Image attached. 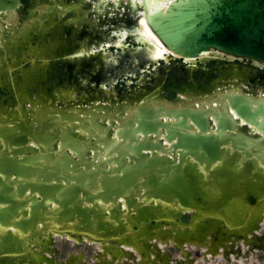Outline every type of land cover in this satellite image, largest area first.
I'll use <instances>...</instances> for the list:
<instances>
[{
	"label": "water",
	"instance_id": "water-1",
	"mask_svg": "<svg viewBox=\"0 0 264 264\" xmlns=\"http://www.w3.org/2000/svg\"><path fill=\"white\" fill-rule=\"evenodd\" d=\"M137 3L142 33L171 58L226 55L264 66V0H168L160 9ZM22 5L0 0V65L7 75L18 66L8 63L10 46L51 10L38 6L41 14L22 23ZM71 6L61 4L48 19L56 23ZM218 93L159 95L134 108L97 99L86 113L35 100L25 109L18 96L14 110L1 109L0 264H42L36 249L54 237L130 241L148 258L144 237L182 251L185 243L211 252L213 246L219 255L264 247V98Z\"/></svg>",
	"mask_w": 264,
	"mask_h": 264
},
{
	"label": "flooded vegetation",
	"instance_id": "flooded-vegetation-1",
	"mask_svg": "<svg viewBox=\"0 0 264 264\" xmlns=\"http://www.w3.org/2000/svg\"><path fill=\"white\" fill-rule=\"evenodd\" d=\"M75 3L79 7L74 18L73 13H68L62 18L56 15V23L48 19L55 17L54 13L61 9V4ZM22 4V23L41 14L38 6H49L51 10L44 11L38 24L24 30V37L8 49V63L18 66L7 75V65H0V110H14L18 96L25 98V109L30 108L35 100L43 102L45 106L58 107L64 112H68L65 107L75 106L80 109L79 113H86L87 110L84 109H87L89 104H99L97 99L103 100V104L108 106L114 104L123 108L129 105L134 108L146 98H156L159 95L167 100H176L181 99L184 94L208 98L217 91L220 93L243 90L251 96L264 98V66L255 61L213 54H206L203 59L209 58L207 60L194 61L171 57L168 60L146 61L138 55H134L132 60L129 54L142 47L132 44L131 36L122 37V32L114 35L107 26L100 25L102 22H95V16L91 15L94 12L91 11L92 4V8L87 5L82 7L74 0H22ZM52 6L56 8L53 9ZM121 23V20L118 21V24ZM122 39L123 46H117L116 43ZM0 51L4 50L0 47ZM16 51H20V54L17 55ZM81 51L83 55L78 56L77 53ZM105 66L107 71L103 69ZM184 76L186 78L183 80ZM18 77L23 79L22 84L17 81ZM219 93L216 96H219ZM107 98L109 100L105 101ZM109 125H103L102 128H110ZM248 173L252 176L254 169H250ZM182 222H190V214H185ZM257 224L255 219L250 229L254 230ZM207 225L211 226V223L207 222ZM149 230L155 233L152 225ZM214 232L209 233L211 246L212 237L217 236ZM59 239L65 240L69 246L73 243L93 247L96 259L93 264H165L166 260V264H175L177 261L171 263L166 257L167 253L161 251L154 255L160 248L153 246L155 243L151 238L146 240V243L151 245L150 250L154 252L149 253L151 259L141 254L140 246L132 250L125 248L123 243L117 245L105 241L101 244L83 237L73 240L65 237ZM224 241L221 236L220 242L227 244ZM52 245L53 242L47 246L41 242L40 247L36 249L46 257L42 264H86V256L83 253H69L65 260L56 262L54 257L57 252ZM172 246L182 251L179 245L173 242H170L167 248ZM216 248L219 250L220 245ZM212 250L214 254H218L213 246ZM132 257L134 260L131 262ZM135 257L139 259L136 260Z\"/></svg>",
	"mask_w": 264,
	"mask_h": 264
},
{
	"label": "bare ground",
	"instance_id": "bare-ground-1",
	"mask_svg": "<svg viewBox=\"0 0 264 264\" xmlns=\"http://www.w3.org/2000/svg\"><path fill=\"white\" fill-rule=\"evenodd\" d=\"M85 1H90L92 3L93 8L91 6V8H92L91 11H94V12L97 11L96 14H94V12H93V14H91L92 16H95V15L99 16L101 14V16L103 15L104 17H106L104 26L105 27L107 26L108 27L107 29L110 30L111 32H113V34L114 33L118 34L119 32H122L120 34V35H122V37L129 35V36L133 37V39L135 41L145 43L144 45H142V48H138L134 52H131L129 54L130 59L134 60V58H133L134 55H138L140 58H142V60H146V61H159L161 59L168 60L170 58L168 51L161 48L160 46H158L156 43L152 42L148 38H146L144 36V34L142 33L141 28H140V24H139V20L143 17H141V18H138V17H139V14L143 12V10L140 7L141 5L139 3H137V0H85ZM146 1H147V4L149 5L150 8L160 9L166 5V1H168V0H146ZM106 5L110 7L108 10V13H104L101 10L102 6H106ZM78 7H79V5L75 3L71 6V8L68 12V13H73V18L77 14L76 11H77ZM120 20L122 21L123 24L122 23L118 24V21H120ZM116 36H119V35H116ZM116 44H117V46H120V47L123 46V39L119 40ZM77 55L78 56L83 55V52L81 51V52L77 53ZM126 55H128V54H126ZM103 69H105V71L108 70V68L106 66ZM94 74H95V72H94ZM144 239H147V238L144 237ZM153 243H155V244H153V246H158L160 248L159 251H161L162 245H166L161 240H159L157 236H154V242ZM101 244H103V243H101ZM126 245H128L130 248L131 247L135 248V247H133V245H131L129 243H127ZM119 249H120V247H119ZM122 254H124V251ZM44 258H46V257H44ZM162 261H164V260H162Z\"/></svg>",
	"mask_w": 264,
	"mask_h": 264
},
{
	"label": "rangeland",
	"instance_id": "rangeland-1",
	"mask_svg": "<svg viewBox=\"0 0 264 264\" xmlns=\"http://www.w3.org/2000/svg\"><path fill=\"white\" fill-rule=\"evenodd\" d=\"M109 8L110 7L106 5V6H102L101 10L104 13H108ZM96 16L97 15L93 17L94 21L102 22V24L100 25L105 27L104 23L106 17H104L103 15L102 17H100V15L97 17ZM260 236H264V229L262 230L259 237ZM59 238L60 237H54L52 240L53 242L52 246L54 247V249H56L57 252L56 256L54 257L56 262L65 260L69 253H73V254L83 253V255L86 256V264H93V262L96 261L93 255L94 252L93 247H89L86 245H74L73 243H70L71 246H69V244L65 240ZM124 247L127 249H132V250L134 249L132 247L130 248L126 244H124ZM166 248H167V244L162 245L161 252L163 251L164 253H167L168 255L167 257L169 258L171 263H173L174 260H177L175 264H188V261H190L189 264H264V247L258 248L256 246H252L247 251L237 254H230V255L214 254L211 251L189 244H185L184 247L185 251L183 252L174 246L167 248V250ZM135 259L138 260L139 258L135 257ZM133 260L134 258L132 257L130 261L132 262Z\"/></svg>",
	"mask_w": 264,
	"mask_h": 264
}]
</instances>
